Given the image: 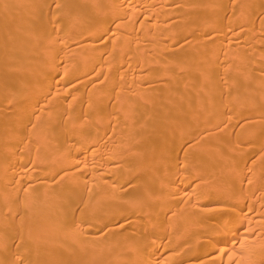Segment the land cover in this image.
<instances>
[{
    "label": "bare ground",
    "instance_id": "bare-ground-1",
    "mask_svg": "<svg viewBox=\"0 0 264 264\" xmlns=\"http://www.w3.org/2000/svg\"><path fill=\"white\" fill-rule=\"evenodd\" d=\"M0 264H264V0H0Z\"/></svg>",
    "mask_w": 264,
    "mask_h": 264
},
{
    "label": "rangeland",
    "instance_id": "rangeland-1",
    "mask_svg": "<svg viewBox=\"0 0 264 264\" xmlns=\"http://www.w3.org/2000/svg\"><path fill=\"white\" fill-rule=\"evenodd\" d=\"M49 6H50V5H49ZM49 6H47V7H49ZM23 22H24V20H23V18H22V19L19 21L18 25H17L18 30H17V34H16V36H14V35L12 36V34H13V30H12V28H13L14 26L11 27V29H10V31H9V33H8V34L10 35V37H11L12 42H13V49H15V50H14L15 53H14V51H13V52H12V55H13V57H14V60H16V61H20L22 58H24V55L21 54V50H19L18 47H17L16 45H14V43L16 42V38H19V37L21 38V36H22V31H23V29L25 28L24 25H23ZM18 36H19V37H18ZM29 41H30V39H29V40H26V43L29 44ZM12 42H11V43H12ZM24 48L28 50L29 47H28V46H24ZM42 48H44V45H40V46H38V47H35L34 50H33L34 54H38V53H40V50H41ZM45 50H49V48H47V49H45ZM45 50H44V51H45ZM57 66H59L58 68H60V65H57ZM42 91H43V90H37V89H34L33 91L28 92V99H32V98L38 96ZM205 92H206V90H205ZM205 92H204V93H205ZM40 104H42V102H41ZM9 106H10V105H9ZM91 151H92V149L89 151V153H90ZM85 155H86V154H83V155L78 156L79 160H81V161H89V160H92V157H88V160H86ZM69 159H70L69 157L66 158V160H69ZM82 169H83V166H82L81 164H79V165H75V167H73L72 169H69V170H67V171H64V172L60 175V177H61V179H62V185L65 186V187L70 186V185L73 183V181H74V177H75V176L79 177V176L82 175V173H81V172H83ZM96 171H97V174H98V173H101V172H104L102 168L97 169ZM88 178H89V176H88ZM89 179L92 180V176H91ZM89 179H87V180H89ZM134 198H135V196H130V197H128V199H129L128 202L123 203V205H124L125 207H129V206H131V205L134 203V202H132V201L134 200ZM123 223H124V220H122V221H120L119 223H117V226L122 225ZM140 224H142L141 221H140ZM113 237L116 238L117 236H113Z\"/></svg>",
    "mask_w": 264,
    "mask_h": 264
}]
</instances>
